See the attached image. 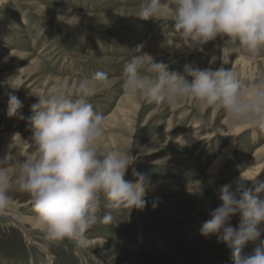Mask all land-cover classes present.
I'll use <instances>...</instances> for the list:
<instances>
[{"label": "rangeland", "instance_id": "1", "mask_svg": "<svg viewBox=\"0 0 264 264\" xmlns=\"http://www.w3.org/2000/svg\"><path fill=\"white\" fill-rule=\"evenodd\" d=\"M141 4L142 0H0V45L5 46L0 52V162L10 157L0 166H7L15 179L19 163L37 158L35 144L28 140L34 133L29 118L39 96L61 86L75 90L81 79L103 71L111 86L97 89L91 98L107 121L102 149L128 152L132 162L124 179L134 183L143 175L152 184L143 209H121L111 221L103 219L111 209L102 196L100 219L85 233L83 243L49 241L31 225L0 217V264H128L137 257L143 260L140 264H233L231 250L216 235L202 236L201 228L221 204L220 187L259 167L255 154L264 145V129L234 134L243 124L190 97L169 107L124 95V65L138 48L180 75H185V65L215 71L225 59L224 39L185 48L169 18L171 7L166 5V15L158 21L143 20L136 16ZM81 40H87L83 49L78 46ZM236 63L243 65L235 71L242 83L264 81V56L249 62L243 53H233L225 70L234 71ZM10 96L22 103L18 114H24L23 119L9 116ZM195 133L199 137L190 139ZM230 146L231 159L218 175L208 174ZM10 195L11 214L36 217L27 193L13 190ZM239 223L237 213L230 224L237 228ZM98 239L105 244H97ZM257 244L249 243L245 254Z\"/></svg>", "mask_w": 264, "mask_h": 264}, {"label": "clouds", "instance_id": "2", "mask_svg": "<svg viewBox=\"0 0 264 264\" xmlns=\"http://www.w3.org/2000/svg\"><path fill=\"white\" fill-rule=\"evenodd\" d=\"M172 9L170 20L183 46L192 48L217 37L225 40L229 54L243 53L249 62L264 56V0H142L139 13L143 20H160ZM124 65L122 89L128 97L148 103L174 107L183 98L200 105L222 109L233 121L264 129V81L242 83L233 70H199L185 65L184 73L170 71L163 63L137 49ZM110 78L98 71L81 79L75 90L61 86L39 96L29 118L38 156L19 163L14 179L7 166H0V216L10 214L13 190L27 193L45 238L83 243L85 233L95 226L103 196L111 211L103 219L113 220L121 209H143L152 186L149 178L138 175L136 182L124 179L131 164L128 152L104 151L102 143L107 121L96 111L91 98L97 89H109ZM22 103L9 98V116H17ZM20 119L24 117L19 115ZM10 157H5L7 164ZM220 206L201 228V235H216L231 250L233 264H264V180L254 178L251 186L244 180L222 185ZM155 206V204L153 205ZM240 214L233 228L230 219ZM259 243L251 254L244 249Z\"/></svg>", "mask_w": 264, "mask_h": 264}, {"label": "bare ground", "instance_id": "3", "mask_svg": "<svg viewBox=\"0 0 264 264\" xmlns=\"http://www.w3.org/2000/svg\"><path fill=\"white\" fill-rule=\"evenodd\" d=\"M158 39H160V38H158ZM86 43H87V40H81V42L78 44L79 48L80 49L85 48L86 45H87ZM4 48H5V46L0 45V52H2V50ZM190 49H193V47L190 48ZM6 52L10 53V54L15 53L11 49H7ZM232 54H229L227 51H225V55L223 56V57H225L224 64H223V66L221 68L225 69L226 65L228 63H230V57H231ZM214 60H215V58L213 57L212 60H211L212 64L215 63ZM241 61H243V60H241ZM241 61L238 60L237 63H239ZM237 63L235 65L236 67L234 69V73L236 71V68L241 67V65H242V64H237ZM247 77L248 76L244 75L245 79H247ZM251 78H252V76H249V80ZM251 81H254V79H252ZM20 115H22L24 117V114L20 113ZM250 128H252V127H250L247 124H243L242 126H239L238 128L235 129V133L234 134H237V133L240 134L239 132L244 131V130L246 131V130H248ZM197 137H199V134L195 133V135H191L190 136V139L194 140ZM254 139H255L256 142L259 141L257 133L254 134ZM28 141L34 143L32 138H30ZM232 149H233V146H230V147L225 148L222 151V154L219 155V158L217 159V161L215 163H213L212 167L208 170V172H209L208 174H210L212 176V175H218L220 173L219 172L220 167L222 165H224L226 162H228L229 159H231L232 152H233ZM255 155H256V161H258L259 167H257L255 170H252V171L251 170H246L243 173H240L239 176L235 177L230 183L233 186V188H235L236 182L240 181L242 179L244 180V183L247 184V185H249V184L251 185V180H253L256 177H257V179L264 180V145H262L259 148V150L256 152ZM7 216L8 217H12L13 220L16 221L15 223H17L18 225L28 224V225H31V227L33 229L32 231H39V230L42 231L41 225L38 222V220L36 219V217H33V216H29L28 217V216H24V215L23 216H16V214H11V213L6 215V216H0V217H7ZM176 220L177 219H175V221ZM263 236H264V231L261 232V237H260L261 240H263ZM96 243L99 244V245H103V244H105V241H103L102 239H98L96 241ZM258 243H259V241H258ZM142 261L143 260L140 257H137L133 261L129 262L128 264H140ZM50 264H53V263H50Z\"/></svg>", "mask_w": 264, "mask_h": 264}]
</instances>
